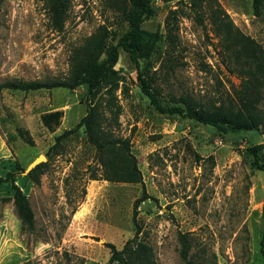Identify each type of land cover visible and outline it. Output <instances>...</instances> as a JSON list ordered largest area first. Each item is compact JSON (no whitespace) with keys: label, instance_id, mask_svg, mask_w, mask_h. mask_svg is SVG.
Returning <instances> with one entry per match:
<instances>
[{"label":"rangeland","instance_id":"1","mask_svg":"<svg viewBox=\"0 0 264 264\" xmlns=\"http://www.w3.org/2000/svg\"><path fill=\"white\" fill-rule=\"evenodd\" d=\"M71 1L59 33L52 30L43 1L0 0V84L65 78L71 50L99 26H111L114 44L130 31L107 0ZM219 1L235 25L264 48V0L259 12L254 0ZM151 3L155 15L143 28L161 35L157 50L140 58L137 69L120 48L118 63L95 91L99 98L119 85L117 133L130 139L143 184L90 180L95 149L84 128L55 147L56 137L86 115V88L0 92V177L19 174L17 184L35 215L34 231L22 233L14 202L1 200L13 197L11 185H0V264H109L106 244L121 250L134 237V204L144 195L149 199L138 209L139 239L153 248L160 264H183L179 232L191 235L197 264H264V170L249 151L264 144V127L224 136L156 111L142 91L139 72L155 78L153 90L165 108L174 105L173 96L228 103L240 79L208 21L198 24L189 9L169 0ZM177 8V42L170 44L166 20ZM53 111L64 114L55 131L42 121ZM40 156L46 158V174L35 185L25 171ZM259 157L264 165V150Z\"/></svg>","mask_w":264,"mask_h":264},{"label":"trees","instance_id":"2","mask_svg":"<svg viewBox=\"0 0 264 264\" xmlns=\"http://www.w3.org/2000/svg\"><path fill=\"white\" fill-rule=\"evenodd\" d=\"M45 3L52 30L63 32L72 7L71 0H41ZM184 5L191 11L194 20L204 25L208 21L215 36L219 39L227 62L233 65L232 71L240 79L239 89L235 98L227 103L214 100L209 103L198 101L191 96L171 98L174 105L165 108L158 94L153 90L155 78L146 79L141 72L138 79L143 93L161 114L189 118L198 124L213 128L220 135H243L264 127V48L254 38L243 33L234 23L230 14L219 0H169ZM111 10L118 14L120 22H128L130 31L118 44L112 42L111 26L104 24L88 37L83 44L73 48L69 56V73L65 78L33 80H8L0 84V92L20 91L35 92L40 90L86 88L89 105L81 122L71 130H66L56 137V146L84 128L87 141L95 149L94 166L90 180L107 181L110 183L143 184V175L138 160L132 152L131 141L117 133L122 114L116 93L119 85L113 84L104 96L95 97L97 87L106 82L113 65L119 61V49L123 48L130 56L137 69L139 59L150 57L162 40L158 32H150L143 24L152 19L155 9L151 0H107ZM262 0H254L257 12ZM179 8L171 11L166 20V41L176 44L175 32L179 30ZM184 14H182L183 16ZM64 114L62 111L46 113L42 117L43 124L55 131L61 125ZM264 144L250 148L254 156V165H260L259 152ZM46 164L42 163L31 170L27 177L35 184H41L46 174ZM94 166H90L93 169ZM18 173L9 172L0 177V185L10 184L13 197L2 198L3 202L13 201L15 213L21 222L22 233L33 232L35 215L27 195L17 184ZM144 195L134 204L133 223L135 235L128 240L121 250L113 244H106L110 249L109 264H160L155 258L153 248L139 239L141 227L137 215L140 205L148 200ZM76 211V210H75ZM74 211V212H75ZM179 255L183 264H197L191 255L192 238L189 233H178ZM214 264H217L214 262Z\"/></svg>","mask_w":264,"mask_h":264},{"label":"water","instance_id":"3","mask_svg":"<svg viewBox=\"0 0 264 264\" xmlns=\"http://www.w3.org/2000/svg\"><path fill=\"white\" fill-rule=\"evenodd\" d=\"M46 161V158L44 156H40L39 158H37L29 167L28 169L25 171V175H28V173L33 170L34 168H36L38 165L44 163Z\"/></svg>","mask_w":264,"mask_h":264},{"label":"crops","instance_id":"4","mask_svg":"<svg viewBox=\"0 0 264 264\" xmlns=\"http://www.w3.org/2000/svg\"><path fill=\"white\" fill-rule=\"evenodd\" d=\"M0 254H1V252H0Z\"/></svg>","mask_w":264,"mask_h":264}]
</instances>
